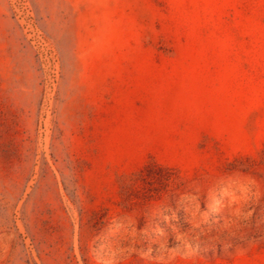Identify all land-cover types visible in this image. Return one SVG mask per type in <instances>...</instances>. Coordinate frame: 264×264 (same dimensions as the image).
<instances>
[{"label":"rangeland","instance_id":"1","mask_svg":"<svg viewBox=\"0 0 264 264\" xmlns=\"http://www.w3.org/2000/svg\"><path fill=\"white\" fill-rule=\"evenodd\" d=\"M0 264H264V0H0Z\"/></svg>","mask_w":264,"mask_h":264}]
</instances>
